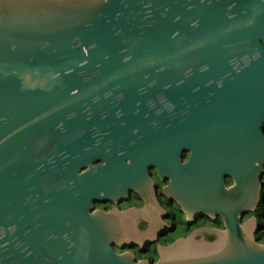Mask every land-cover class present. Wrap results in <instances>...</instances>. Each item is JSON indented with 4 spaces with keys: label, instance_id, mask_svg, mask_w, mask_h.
<instances>
[{
    "label": "water",
    "instance_id": "95a60500",
    "mask_svg": "<svg viewBox=\"0 0 264 264\" xmlns=\"http://www.w3.org/2000/svg\"><path fill=\"white\" fill-rule=\"evenodd\" d=\"M230 64L264 74V0H0V264H149L113 249L135 233L130 212L94 204L147 185L154 153L178 185L182 144L210 134L192 132L193 100ZM263 121L238 125L249 160L235 157L231 187L214 184L224 205L258 200ZM226 213L217 240L177 239L155 264H264V245Z\"/></svg>",
    "mask_w": 264,
    "mask_h": 264
},
{
    "label": "flooded vegetation",
    "instance_id": "af4514ba",
    "mask_svg": "<svg viewBox=\"0 0 264 264\" xmlns=\"http://www.w3.org/2000/svg\"><path fill=\"white\" fill-rule=\"evenodd\" d=\"M246 66L219 65L223 71L221 77L226 79L213 80L209 96L200 90L198 97L193 100L195 111L192 116L200 125L192 132L210 134L197 135L191 142L182 144L179 150L178 185L164 171L159 170L157 163L164 165L166 159L160 152L154 153L151 154V163L147 168V185H138L119 202L105 199L94 204V210L130 212L126 222L134 225L135 233L121 243L125 245L123 249L113 244L116 252L127 251L134 255L136 262L155 264L159 258V249L171 245L177 239L192 237L211 242L217 240L219 233L227 230L226 212H236L242 230H252L256 242L264 245V170L259 176L258 200L253 207H250L248 201L249 194L245 202L232 197L226 199V205L222 204L223 197L218 196L214 186L218 180L226 188L234 184V159L239 158L236 152L249 148V144L244 143L247 135L239 136L243 130L238 125L243 124L246 118L260 119L262 114L264 116V74L255 81L249 79L247 71L242 72L241 77L229 73L232 69L238 74ZM184 113L185 127L182 133L186 142L189 139L187 119L191 112L188 116L186 111ZM208 116L213 117L217 123L224 120L232 122L218 131H206L201 123ZM262 125L264 134V121ZM224 133L230 134V141L235 142L228 144L229 139L221 137ZM248 160V154L246 160L242 154V166L236 168L243 169Z\"/></svg>",
    "mask_w": 264,
    "mask_h": 264
}]
</instances>
